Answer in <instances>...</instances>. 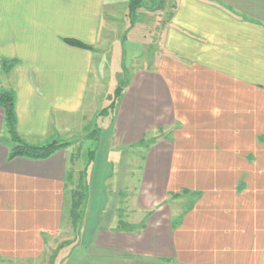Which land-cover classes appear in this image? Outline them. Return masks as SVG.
<instances>
[{"label":"crops","instance_id":"1","mask_svg":"<svg viewBox=\"0 0 264 264\" xmlns=\"http://www.w3.org/2000/svg\"><path fill=\"white\" fill-rule=\"evenodd\" d=\"M129 3L0 0V93L14 94L24 142L57 140L94 120L100 70H109L99 50L108 47L110 70L126 76L100 131L102 195L91 194L98 180L89 157L71 235L62 231L73 144L46 159L8 160L0 107V260L264 264V0H176L162 49L144 68L130 66L146 55L135 26L130 37L124 28L110 34L125 26ZM127 148L141 163L125 212Z\"/></svg>","mask_w":264,"mask_h":264},{"label":"rangeland","instance_id":"2","mask_svg":"<svg viewBox=\"0 0 264 264\" xmlns=\"http://www.w3.org/2000/svg\"><path fill=\"white\" fill-rule=\"evenodd\" d=\"M175 2L176 0H141V6L139 8H136L134 11L128 10V15L126 14L127 11H125V26H120V22L118 25V28H113L111 29L112 33H110L113 37L114 36H120L122 33L121 31L124 28L123 35L126 37H130L131 33L128 32L129 28L132 26L134 29H132L135 32V36L131 37H136L142 41H144L143 47H144V53L146 55H143L141 59H138L136 61H132L130 66L134 68H144L146 65L150 64L152 62L151 59H148L149 55H154V50L157 49V51L161 50L160 43L158 42L159 35H161L160 32L161 30L164 29L165 23L169 20L170 15L174 11L175 7ZM120 13V12H119ZM130 14V16H129ZM128 16V17H127ZM129 17L132 18L129 21ZM131 23V24H129ZM124 25V23H123ZM157 25V26H156ZM155 33L157 34V40L152 41L154 38L152 37V34H154V28L155 27ZM128 32V33H127ZM111 36V38H112ZM146 38V39H144ZM111 43L109 42L108 45ZM107 47V46H106ZM108 47L104 50H99L98 52H101L104 56L103 59L100 60V64L106 68L108 67L109 70H100V79L102 83V90L100 95L97 98V102L95 104V116L94 120H86V122L83 124V127L79 130H73L69 131L67 134H64L63 137L57 138L58 141L60 142H70L73 144L74 151L71 154V160L69 161L70 163V168L73 166L71 169L72 171V177L71 180L68 184L69 189L66 192V197H67V203H66V209H67V215L63 221V231L62 233L65 235L68 234H73L75 233L73 226H72V220L69 216V206H70V191L75 188L77 183L79 182V175L82 172V169L84 167L83 162H86L87 159L90 157L89 156V151H93V154L91 156L92 162L89 164V168L91 166H94V179L97 177L98 184L95 186V184L92 183L91 187V194L94 196H99L102 195L101 192V186H100V180H101V175H102V163H101V158L103 157L106 143H105V134H101L102 129H107V126L110 124L112 117L110 116L111 114L107 113L105 115V118H102L104 116H101L100 113L102 112V109L107 106V102L109 100H112L115 98L116 95V88L118 86H122L123 83H125L124 78L125 76V71L123 70L124 68L120 67L119 70H117V74H113L111 69V64L110 61L107 60V56H109L108 53ZM160 52V51H159ZM159 52H157L156 55H159ZM97 59V58H96ZM125 60V59H124ZM99 63V62H98ZM98 72V70H95ZM122 71V72H121ZM130 71V70H129ZM108 96V97H107ZM109 105L106 107L108 108ZM107 115H109L107 117ZM107 120V121H106ZM103 126V127H102ZM106 127V128H105ZM3 139L6 138V140L10 139L9 134L4 132L2 133ZM136 150V149H135ZM70 152V151H69ZM126 167H125V179L122 185L120 186V204L119 208L122 210H125L127 212L129 209L128 204L125 206L123 204L122 198L124 196L128 197L132 194V189L133 185L135 184V178L133 177L132 172L137 174L135 171L136 165L141 163L139 161V155L134 152L131 148H127L126 150ZM125 152V153H126ZM125 156V155H124ZM72 162V163H71ZM73 164V165H72ZM98 169L99 171H96ZM90 169H88L89 171ZM71 183V184H70ZM179 208V206H178ZM127 210V211H126ZM95 211V208H92L91 214H93ZM126 214V213H125ZM123 213V215H125ZM127 217V216H125ZM126 219V218H124ZM73 230V232H72ZM75 235V234H74ZM0 264H8L5 263L4 261L0 260ZM15 264V262L13 263Z\"/></svg>","mask_w":264,"mask_h":264},{"label":"trees","instance_id":"3","mask_svg":"<svg viewBox=\"0 0 264 264\" xmlns=\"http://www.w3.org/2000/svg\"><path fill=\"white\" fill-rule=\"evenodd\" d=\"M141 0H130L129 9L134 11L141 6ZM67 44L76 46L83 49H90L89 45L72 39L64 40ZM121 86L116 88L117 98L120 93ZM114 106V101L109 104L108 108H103L100 113L101 116H105L110 109ZM0 107L3 110V126L5 131L9 134L12 145L8 150L7 159L11 160L18 156H24L31 159H46L59 149L65 148L69 145V142H60L58 140H52L41 145H32L24 142L16 131V114L14 109V94L12 91H3L0 93ZM93 154V151H89V155ZM85 169L79 175V182L74 189L70 191V206L69 215L72 223L76 226L81 217L84 200L86 197V183L84 181Z\"/></svg>","mask_w":264,"mask_h":264}]
</instances>
